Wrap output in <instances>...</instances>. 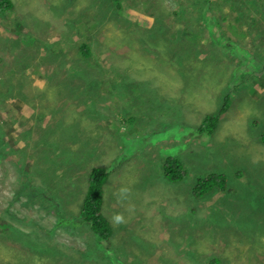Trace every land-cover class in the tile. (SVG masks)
<instances>
[{
  "label": "rangeland",
  "instance_id": "rangeland-1",
  "mask_svg": "<svg viewBox=\"0 0 264 264\" xmlns=\"http://www.w3.org/2000/svg\"><path fill=\"white\" fill-rule=\"evenodd\" d=\"M172 1L0 13V264H264V0H194L185 22ZM93 167L108 242L78 219Z\"/></svg>",
  "mask_w": 264,
  "mask_h": 264
},
{
  "label": "trees",
  "instance_id": "trees-1",
  "mask_svg": "<svg viewBox=\"0 0 264 264\" xmlns=\"http://www.w3.org/2000/svg\"><path fill=\"white\" fill-rule=\"evenodd\" d=\"M115 2L117 8H121V1L122 0H110ZM214 2L215 0H211ZM174 1H172L173 3ZM210 0H205V3H209ZM14 8L13 0H0V13H8ZM172 14L176 16V20L180 21L184 19H188L191 15H197L200 17V12L203 11V6L198 7L194 0H175L173 6ZM171 14V15H172ZM167 15V14H166ZM170 19V16L167 15ZM166 17H161L158 20V24L156 28L158 31L155 32L156 40H155V53H158L160 49H165L170 45V42L166 40V32L167 29V22L171 23V21H166ZM179 21V22H180ZM155 28V29H156ZM234 28V27H233ZM178 32V31H177ZM175 32L174 34H176ZM172 34V35H174ZM165 38L166 42H163ZM178 38V35L174 37V39ZM159 40V41H158ZM78 51L83 53L84 57L91 58L92 54L89 51L88 45H80ZM84 72H76L77 77H84ZM151 85V82L148 83V87ZM20 86V85H19ZM17 88V87H16ZM229 101L228 98L225 100V106L227 107ZM131 120L127 121L131 127L135 128L137 124L134 122L136 117H132ZM219 123V117L214 115H207L201 122L199 127V132H206L208 135H211L217 128ZM262 142L264 143V135L262 136ZM173 163L170 165H174L171 169L165 167V177L170 181H178L180 179L185 178V172L177 160H172ZM27 163V162H26ZM25 167L30 168L25 164ZM109 177V171H107L104 167H93L90 170L88 176V185L84 195V198L80 205V211L78 214L79 221L83 222L84 224L89 226V229L92 233L96 236V238L101 242H108L112 235V226L109 223L108 219L105 217L103 213V193H104V186L107 182ZM225 183L224 176H211L206 178L204 185H206V189H210L213 187L223 188ZM66 224L65 220L63 221ZM92 254V252H91Z\"/></svg>",
  "mask_w": 264,
  "mask_h": 264
},
{
  "label": "clouds",
  "instance_id": "clouds-1",
  "mask_svg": "<svg viewBox=\"0 0 264 264\" xmlns=\"http://www.w3.org/2000/svg\"><path fill=\"white\" fill-rule=\"evenodd\" d=\"M114 219L116 220V222H120L122 220V217L117 215L114 217Z\"/></svg>",
  "mask_w": 264,
  "mask_h": 264
}]
</instances>
